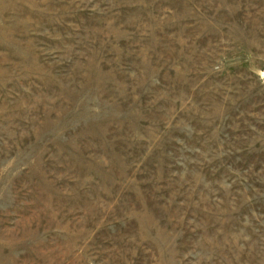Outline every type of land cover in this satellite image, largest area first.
<instances>
[{
	"label": "rangeland",
	"instance_id": "obj_1",
	"mask_svg": "<svg viewBox=\"0 0 264 264\" xmlns=\"http://www.w3.org/2000/svg\"><path fill=\"white\" fill-rule=\"evenodd\" d=\"M0 264H264V0H0Z\"/></svg>",
	"mask_w": 264,
	"mask_h": 264
}]
</instances>
